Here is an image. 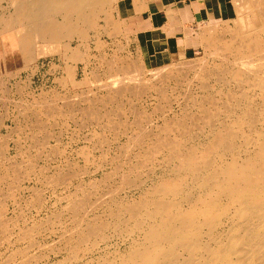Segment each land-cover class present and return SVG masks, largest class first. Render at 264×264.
I'll use <instances>...</instances> for the list:
<instances>
[{
	"label": "rangeland",
	"instance_id": "obj_1",
	"mask_svg": "<svg viewBox=\"0 0 264 264\" xmlns=\"http://www.w3.org/2000/svg\"><path fill=\"white\" fill-rule=\"evenodd\" d=\"M92 1L97 2L101 9L98 8L97 5L99 12L97 10L96 14L92 13L93 16L88 13V16H91L87 17L92 21L91 26L82 24L85 26L83 27L80 24L76 32L72 33L73 35L71 34L72 36H66V38L62 37V39L60 37L57 43H51L48 39L36 41L33 46H28L23 54L19 53V60H7V62H4L5 66H0V236L5 232V235H3L2 238L0 237L3 240L0 241L1 264H27V261L28 264H51L54 263L55 260V262H58L66 257L68 254L63 252L58 241L61 237L60 234H62L65 228L69 227L71 223L65 220L66 216L59 218L57 215H60L64 210L66 212L70 203L69 201H71V199L68 198L76 190H79L80 185H82L83 188L81 187L79 192L82 193L83 191L86 193V191L88 192L90 190V193H87L86 196L90 194L87 198L90 199L92 197L82 209V212L85 210V214L81 212V215L83 214L86 220L90 221L95 219L98 214L105 213L108 207L113 206L115 202L138 201L144 198L143 196L147 193L151 183L156 181L159 182V180L168 182L177 180V178L174 177L175 170H173V166L178 165V161L173 159L174 157L171 158L172 154L168 151L163 152V154L155 152V145L158 143L168 144V142V145H170V142L171 144L176 142L174 144L181 145L183 149H187L190 146L195 144L199 145L201 142L206 141L205 138L211 133L210 125L208 126L207 119L204 114H202V109L200 110L196 107L203 106V109L207 110H205L206 113L209 114L214 123L210 121L212 124L210 122L209 124L212 126L214 125V127L219 126V122H222L223 119V122H226V120L227 122H231V119H234V117H239L241 113L245 111L247 105H250V108L255 111H253L254 113L252 114L253 119L254 117L258 119V114L260 115L262 110L261 106H259L260 97L258 92L251 87V80L246 77H240L239 80L233 79V67H231L230 62L222 61L217 56L205 55L203 46L197 41L199 28L201 25H204L207 20V26H209V23L212 25L218 21L217 24H220L218 26H223L225 22H229L232 27H235L238 21L234 20L240 19L242 15L240 11L237 13V16L234 15L230 0H168L170 4H167V6L164 5V0ZM193 4L194 8L192 7ZM1 7H3V10ZM195 10L199 12L197 13ZM171 11L173 12L174 19L167 14L171 13L170 15H172ZM0 12H2L0 17L3 13H5L3 15H7V17L10 15L13 17L15 15L14 9L9 7L7 2L2 0H0ZM7 12H9V14ZM174 13L176 14L175 16ZM180 13L182 16L179 15ZM250 13V10L246 7L243 16L249 14V17H247L245 21L241 20V24H244L243 22H247V20L250 21L249 19H254L255 15ZM210 14L211 16H209ZM95 18H97V20ZM57 21L61 22L62 18L58 17ZM222 21L224 22L223 25H221L223 23ZM198 23H201L199 28ZM189 25L192 26L190 27ZM223 27H221V29H223ZM166 28L168 30H166ZM7 30H4V28L3 30L0 29V39L5 37L7 33L9 34ZM85 31H87V35H85ZM82 34H84V36ZM73 37L74 39H72ZM102 61L106 64L102 63ZM186 61H189L188 64ZM109 63L112 64L110 65ZM185 63L187 66L189 63L190 65L188 67L186 66V68L184 67ZM193 63L197 64L193 65ZM178 65L179 67H177ZM109 67L110 69H108ZM119 68L120 70H117ZM123 68H125V70ZM116 70L117 72L119 71L120 74H118ZM131 71H135L136 77L141 78V80L134 77L135 74ZM160 71L163 72L161 73ZM152 73L155 76L153 75L152 77V75H150ZM95 74L96 77L98 76L99 81L94 77ZM113 76H115V78ZM118 76L119 78L121 77V79H118ZM132 76L134 80H132ZM123 77L125 79H123ZM113 78L121 82H118L120 84L119 86H129V90H132L123 92L121 96L114 95L116 90L111 88V86L115 85V83H112ZM154 78H156L155 81ZM223 80L226 81V85ZM134 81L141 85L140 88ZM201 85L204 87H199ZM204 88H206V90H204ZM106 89H108V91ZM133 92L138 94L136 95V93H134L135 96ZM69 100H72V102ZM203 100L208 102L201 105V103L203 104ZM248 101L250 103H248ZM64 102L67 105H65ZM91 103L93 104L91 105ZM208 103L214 104L209 105ZM223 104L225 106L227 105L228 108L222 106ZM20 106L21 108L18 109ZM70 106L73 108L72 111ZM77 108L79 112H77ZM85 108L86 110H83ZM23 109L24 111H22ZM20 110L21 115L19 113ZM59 110L61 111L58 112ZM133 110L136 112L132 113ZM46 111L49 114H47ZM23 112L26 115H23ZM187 112L189 114H187L186 119H188L191 114L190 119L193 124L190 123V120L187 121L184 115L182 117V114L185 113L186 116ZM31 114H33L34 118ZM35 114H37V116ZM74 114L75 116H73ZM196 115L202 120L200 121ZM22 116H24V118ZM86 117L88 119H86ZM29 119H31V121ZM81 119L85 127L81 124L82 122L80 123ZM39 120L41 124L37 122ZM182 121L185 123L183 127L179 124ZM36 122L39 123V126ZM96 123L97 125L99 124V126H97ZM114 124L115 126H113ZM250 127H260V123L257 122L254 126L245 124V127L243 125L241 130L236 131V140H234V142L236 146L242 144L240 148V150L242 149V155L244 153V148H246L245 139L250 135ZM29 128L31 130H28ZM160 129L161 131H159ZM140 130L143 131V137L139 135V133L142 134ZM178 133L179 135L180 133L183 135L181 134V136H179ZM134 134L136 135V141L138 140L137 138L141 141L138 140L137 145V143L132 140L128 144L129 146H127L129 147L127 149L128 154L121 155L119 148L121 146L126 148V143L128 141L126 136H132ZM35 135L36 137L34 138ZM101 135L102 137H100ZM44 136H47L46 139ZM193 139H195V142ZM34 140L38 143L36 142L37 144H34ZM183 144L185 145L183 146ZM130 145H132L131 148ZM248 150L252 151L253 148L250 146ZM87 151L89 155L86 157L85 153H87ZM147 152H149V158ZM143 153L147 155L144 156L145 158L143 157ZM150 154L152 155L150 156ZM166 156L170 161H167ZM225 158L228 162L231 161L230 155H225ZM216 159L217 157L214 156L210 158L211 161ZM112 162L121 169L119 168V170L115 172L111 164ZM168 163L170 164L166 166ZM139 164L141 168H136ZM159 164L162 165L159 166ZM168 169L169 171H167ZM152 170L155 172L152 173ZM172 172L173 174H171ZM121 173H123V176L119 175ZM131 173L133 174L131 175ZM73 174L76 176H73ZM124 174H126L127 182L125 181ZM138 176L141 177H139V180L137 179ZM123 177L125 182H122ZM54 178L55 182L53 181ZM132 178H134V180ZM189 178L190 177L185 181V185H188L187 190L195 193L197 188L192 185V180ZM136 179L139 182L136 181ZM98 180L101 181V183ZM132 182H134V184ZM50 183L53 184L50 186ZM91 185L96 186L93 187ZM106 185L109 186L106 187ZM138 187L140 188L138 189ZM114 188H117V192L112 191ZM118 188L122 192L120 190V192H118ZM91 189H93L94 192ZM42 190H44V192ZM96 190L97 192L95 194ZM110 191L112 192L110 193ZM92 192L94 194H91ZM99 193L102 195L103 199L105 198L104 201ZM102 193H109V195ZM103 195L106 197H103ZM97 196L98 198L100 197L99 200H101V202H99V200L96 201ZM61 197L63 199H61ZM34 200H36V202ZM113 201L114 203H112ZM92 202H97L96 206L95 203L93 204ZM89 204L92 205H90L88 209L87 206H89ZM86 211H88V213H86ZM51 213L52 216H50ZM63 220H65V224L62 222ZM56 221H59L58 225ZM112 225L110 226L113 228L108 226L105 229L107 232L104 230L105 237H101L104 236L102 232L99 236H96L97 238L94 236L91 239L93 243L90 242L92 244L91 246L89 243V250H85V248L77 250L73 257L71 256L73 263H83L88 258H96L102 255L113 256L116 250L124 251L127 249L132 238L128 239L123 230V232L121 231L118 233L121 227L118 228ZM25 228H27L28 231L25 230L24 232L23 230ZM34 229L35 231H33ZM54 230H56V232ZM26 234L28 236H26ZM109 234L113 238L109 236ZM4 236L8 239L6 240ZM23 236H25L24 239ZM18 238H22V242H16ZM134 238H137L136 234ZM93 240H96L95 244ZM27 242L30 243L28 244ZM49 243L51 244L49 245ZM25 248L31 251L28 252ZM112 248H114V250ZM18 249L23 253L21 254L19 252L14 254ZM13 250L14 252H11ZM50 250H53L54 253ZM101 251L105 252L102 253ZM20 254L22 255L21 257ZM27 255L30 257L29 259ZM36 256L39 259H37ZM33 257L36 258L35 261Z\"/></svg>",
	"mask_w": 264,
	"mask_h": 264
},
{
	"label": "bare ground",
	"instance_id": "obj_2",
	"mask_svg": "<svg viewBox=\"0 0 264 264\" xmlns=\"http://www.w3.org/2000/svg\"><path fill=\"white\" fill-rule=\"evenodd\" d=\"M2 1L7 2L8 6L12 7L14 9L15 15L13 17L11 15L7 17V15H3V14H5V13H3L0 17V29L3 30V28H4V30L8 29L7 32L9 31V34L3 33V34H6V36L3 38L1 36L2 39H0V40H2V41H0V61H1L0 66H5L4 62H7V60H11V61L19 60V58H18L19 53L23 54L25 52L26 48L28 46H33L36 43V41H39V40L44 41L45 39H48L51 43H57L58 39L60 37H61V39H62V37L66 38V36L68 37L72 33L76 32L78 27H80V24L91 26L92 21L90 20V18H87V17H91V16H88V13L89 14H92V13L96 14V12L98 10L97 9V5H98L97 2H93L92 0H2ZM230 3H231V8H232L234 15L237 16V13L239 11L241 12V15H242L241 18L238 20L233 19L234 21H238L237 23L235 22L236 23L235 27H232L229 24V22L228 23L225 22V24H224L223 21H222L223 23L221 25L224 24L225 25V26L223 25L224 27L218 26V25H220V24H217L218 21L216 23L214 22L215 24H212V25L209 23V26L206 25L208 20L204 23V25H201V23H198V28L200 27V25H201V27L199 28V36L197 37V41L203 46L205 55L217 56L222 61L230 62L231 67H233V71H232L234 73L233 79L239 80L240 77H246V78L251 80V82H252L251 87H253L258 92V95L260 97V100H259L260 105L259 106H261V108H262L260 115L258 114V119H256L255 117L253 119L252 114L255 111H254V109L250 108L251 107L250 105H247L245 107V111H243V112L241 111L242 113L239 117H236V118L234 117V119H231L232 120L231 122H227V120H226V122H223V120H224L223 119L222 122H219L220 123L219 126L214 127V125L213 126L211 125L213 123V121L211 120V117L209 116L208 113H206L207 110L203 109V106L196 107L197 109H200V110L202 109V114H204V116L206 117L208 126L210 125L211 133L208 134L207 138H205L206 141L201 142L199 145H196L194 143L195 145L190 146L187 149H183L181 147V145L174 144L176 142H174L173 144H171V142H170V145H168L169 142H168V144L158 143L157 145H155V150H154L155 152L163 154V152L168 151L169 153L172 154L171 155L172 157L171 156L170 157L171 158L174 157L173 159H176L178 161V165L173 166L174 167L173 170H175V172H174L175 176L174 175L173 176L176 177L177 180H174V181L172 180L171 182L170 181L168 182L165 180L164 181L159 180V182L156 181L154 183H151L147 193H145L143 196L144 198H141L138 201H136V200L127 201V202L120 201V202H115V203L113 201L112 202V203H114L113 206L108 207V209L105 213L100 214V215L98 214L95 219H92L90 221L86 220V217L83 214H82L83 215L82 216L81 212H82V209L84 208V205H86L87 201L90 200L92 197L90 199L87 198V196L89 197L90 194L86 196L87 193H90L89 192L90 190L88 192L85 190L86 193H84L83 191H82V193L79 192V190H81V187L83 188V186L80 185L79 190H76L75 192L73 191L74 193L72 192L73 194L71 193L72 195L68 198V199H71V201H69L70 202L69 205L67 204L68 205V207H67L68 211L66 210V212H68V213H66L64 210L60 215H57V216H59V218L66 216V218L64 217L65 220L69 221L71 223L69 225V227H66L67 229L65 228L63 233L60 234L61 237L59 236L60 240L58 241L60 248L62 247L63 252H66L68 255L58 262H55L56 261L55 260L54 263H51V264H264V0H230ZM99 4H100V2H99ZM167 4H170L169 1L164 0V5L167 6ZM5 6H7V5H5ZM105 6H106V4H105ZM192 7L194 8V4L192 5ZM246 7L255 16H254V19H249L250 21L247 20V22H243L244 24H241L242 21H245L246 18L249 17V14H246L243 16V12L246 9ZM1 8L3 10V7H1ZM98 8L101 9V7H99V5H98ZM5 9H7V8H5ZM141 10H142V8H141ZM98 12H99V10H98ZM1 13L2 12H0V14ZM7 13L9 14V12H7ZM167 14H169V16L170 17L172 16V18H173V12H172V15H170L171 13H167ZM175 15L176 14L174 13V16ZM179 15L182 16L181 13ZM220 15H221V13H220ZM92 16H93V14H92ZM209 16H211V14ZM58 17L62 18L61 22L57 21ZM95 19L97 20V18H95ZM109 25H110V23H109ZM83 27H85V26H83ZM186 27H187V25H186ZM196 27H197V25H196ZM221 27H223V29H221ZM84 30H85V28H84ZM166 30H168V29L166 28ZM193 30H195V29H193ZM85 32H86L85 35H87V31H85ZM0 33H1V31H0ZM175 34H176V32H175ZM82 35L84 36V34H82ZM72 39H74V37ZM79 41H80V39H79ZM138 47H139V45H138ZM111 60H112V58H111ZM209 60H208V62H209ZM110 62H112V61H110ZM188 62H187V64H188ZM102 63H105V62L102 61ZM183 63H184V61H183ZM190 63H189V65H190ZM109 64L111 65L112 63H109ZM187 64L185 63L184 67H186ZM195 64H197V63H195ZM195 64L193 63V65H195ZM191 65H192V63H191ZM110 67L108 69H110ZM177 67H179V65ZM191 67H189V68H191ZM123 69L125 70V68H123ZM132 69H134V68H132ZM165 69H166V67H165ZM117 70H120V68ZM117 70H116V72H117ZM157 70H159V69H157ZM135 71H136V68H135ZM135 71H131V72H134V74H135V75L133 74L134 77H136ZM151 71H153V70H151ZM117 73L120 74L119 71ZM186 73H187V71H186ZM154 74H155V72H154ZM154 74L152 73L150 75H152V77H153ZM157 74H158V72H157ZM181 74H183V73H181ZM225 74H226V72H225ZM69 75H70V73H69ZM120 76H122V75H120ZM94 77H96V74ZM113 77L115 78V76H113ZM134 77H133V79L132 78L131 79L134 80ZM96 78H97V80L99 79L98 76ZM114 78H113L112 83L113 84L115 83V85L111 86V88L116 90L114 95L116 94V95L121 96L123 94V92L128 91L130 87L129 86L128 87L119 86L120 85L119 83H121V82L117 81V80L121 79V77L119 78V76H118L117 80H114ZM136 78H139V77H136ZM181 78H183V77H181ZM109 79H111V78H109ZM123 79H125V78L123 77ZM155 79L156 78H154V81H155ZM217 79H218V76H217ZM217 79H216V81L218 82ZM139 80H141V78H139ZM181 80H183V79H181ZM179 81H180V79H179ZM223 82L226 85V81L223 80ZM137 83L135 82V84H137ZM152 83H153V81H152ZM137 85H139V84H137ZM204 85H206V84H204ZM140 86L141 85H139V88H140ZM202 86L203 85H201L199 87L202 88ZM159 89H160V87H159ZM106 90L108 91V89H106ZM130 90H132V89H130ZM204 90H206V88H204ZM134 93H136V92H133V94ZM137 94L138 93H136V95ZM246 95H245V97H246ZM228 97H229V95H228ZM115 101H117V100H115ZM70 102H72V100ZM193 102H194V100H193ZM207 102L208 101L203 100V104L201 103V105H204ZM230 102H231V100H230ZM109 103H112V102H109ZM248 103H250V102L248 101ZM64 104H65V102H64ZM92 104L93 103H91V105ZM195 104H193V105H195ZM212 104H214V103H212ZM212 104H209V105H212ZM237 104H239V103H237ZM65 105H67V104H65ZM120 105H118V106H120ZM239 105H241V104H239ZM15 106H16V104H15ZM35 106H37V105H35ZM222 106H224L225 108L227 107V105L225 106L224 104ZM236 106H238V105H236ZM20 108H21V106L18 109H20ZM28 108H29V106H28ZM70 108H71V106H70ZM72 109L73 108H71V111H72ZM83 110H86V108ZM243 110H244V108H243ZM22 111H24V109ZM47 111H46V113H47ZM55 111H57V110H55ZM60 111L61 110H59L58 112H60ZM133 111H132V113L136 112V111H134V112ZM20 112H21V110L19 111V113ZM77 112H79V109L77 110ZM89 112H90V110H89ZM96 112H98V111H96ZM235 112H236V110H235ZM30 113H32V112H30ZM47 114H49V113H47ZM187 114H189V113L187 112L186 116H185V113H183L182 117L184 115V118L186 119ZM20 115H21V113H20ZM23 115H26V114L24 113ZM31 115L33 116V114H31ZM35 115L37 116V114H35ZM118 115H119V113H118ZM73 116H75V114ZM86 116H87V114H86ZM190 116H191V114H190ZM190 116L186 120L187 121L190 120V123L193 124L191 122ZM194 116H195V114H194ZM232 116H234V115H232ZM22 117L24 118V116H22ZM87 117L89 118V116H87ZM87 117H86V119H88ZM196 117H197V115H196ZM196 117H194V118H196ZM33 118H34V116H33ZM31 119H29V120L31 121ZM198 119H200V118H198ZM201 120L202 119H200V121ZM217 120H218V118H217ZM37 122L40 123V120ZM37 122H36V124L38 125L39 123H37ZM209 122L211 124H209ZM257 122L260 123V127H252V128L250 127L251 128L250 135L248 137H246V139H245L246 148H244V153L242 155V152H241L242 149L240 150L242 144L238 145V146H240V147H238L235 145V142H234V140H236L235 139L236 131L241 130V127L243 125L245 127V124H250V125L254 126V124ZM33 123L35 125L34 121H33ZM80 123L83 125L82 119H81ZM97 123H96V125H97ZM179 124H180V126L183 127L185 123L182 121ZM205 125H206V123H205ZM83 126H81V127H83ZM97 126H99V124ZM113 126H115V124ZM255 126H257V125H255ZM137 127H139V126H137ZM247 127H248V125H247ZM40 128H41V126H40ZM180 129H182V128H180ZM28 130H31V129L29 128ZM162 130H165V129H162ZM166 130H167V128H166ZM159 131H161V129ZM190 131H192V130H190ZM190 131H188V132H190ZM141 132H142V134L139 133V135H142V137H143V131H141ZM135 134H136V132H135ZM135 134L132 136H126L128 139V141L126 143V148L124 146L123 147L121 146L119 148L121 155H123V154L127 155L128 154L127 149L129 147H127V146H129L128 144L132 140H134L133 142H136L138 145V140H140V139L137 138L138 140L136 141V135ZM181 134L182 133H180V135H179V133H178L179 136H181ZM149 135H151V134H149ZM30 136H32V135H30ZM144 136H146V135H144ZM35 137H36V135L34 136V138ZM46 137L44 136L45 139H46ZM100 137H102V135ZM193 140L195 142V139H193ZM48 141H49V139H48ZM36 142H35V140L33 141L34 144L38 143V142L37 143ZM187 143H189V142H187ZM187 143H185V144H187ZM34 144H33V146H34ZM185 144H183V146ZM250 146H251V148H253L252 151L248 150V148H250ZM131 147H132V145H130V148ZM147 153H148V158H149V152H147ZM147 153H145V154H147ZM160 154H158V155L161 156ZM88 155H89V152L87 151V153H85V156L87 157ZM151 155L152 154H150V156ZM225 155H230L231 161L228 162L225 158ZM144 156H147V155H144V153H143V157ZM212 156L217 157V159L214 161H211L210 158ZM166 158L168 161L169 159L167 156H166ZM112 161H115V160H112ZM159 162H161V161H159ZM111 164L113 165V170H115V172L117 170H119V168H120L119 166L118 167L115 166L114 165L115 163H113V162ZM169 164L170 163H168L166 166H168ZM214 164H215V166H214ZM134 165H135V163H134ZM161 165L162 164H159V166H161ZM99 167H101V166H99ZM139 167H140V164L136 168H139ZM141 167H142V161H141ZM107 169H109V168H107ZM132 169H133V167H132ZM35 171H38V170H35ZM152 171H153L152 173L155 172L154 170H152ZM167 171H169V169ZM43 172H45V171H43ZM170 172H171V170H170ZM122 174L123 173H121L119 175H122ZM132 174L133 173H131V175ZM171 174H173V172ZM125 175L126 174H124V177L126 179L127 177ZM73 176H76V175L73 174ZM140 176H138V178H137L138 180H139ZM187 176L190 177L189 179L192 180V185L197 188L195 193H192V191L187 190L188 185H185V181L188 179ZM124 177H123L122 182H125V181L127 182V179L125 180ZM60 178H62V177H60ZM118 178H119V176H118ZM65 179H66V177H65ZM132 179L134 180V178H132ZM137 179H136V181H138ZM104 180H105V177H104ZM128 180H130V179H128ZM133 180H131V181H133ZM143 180H142V182H143ZM53 181L55 182V178ZM61 181H62V179H61ZM107 181H108V179H107ZM144 181H146V180H144ZM59 182H60V180H59ZM99 182L101 183V181H99ZM114 182H116V181H114ZM90 183H92V182H90ZM95 183H97V182H95ZM129 183H130V181H129ZM132 183L134 184V182H132ZM52 184L50 183L49 185L51 186ZM88 185H86V186H88ZM91 186L94 187L96 185H91ZM108 186L106 185V187H108ZM139 186H141V185H139ZM86 188H89V187H86ZM139 188L140 187H138V189ZM114 189L113 190L110 189V190L116 191L117 188H114ZM91 190L93 191V189H91ZM102 190H103V188H102ZM119 190L120 189L118 188V192L121 191V190L120 191ZM42 191L44 192V190H42ZM112 191H110V193ZM125 191H127V190H125ZM93 192L91 194H94ZM96 192H97V190L95 191V194H96ZM107 192H109V191H107ZM141 193H142V191H141ZM102 194H105V193H102ZM105 195H109V193L105 194ZM105 195H103V197ZM37 198H36V200H37ZM96 198H97L96 199V201H97V200H99L100 197L98 198V196H97ZM101 198H102V195H101ZM111 198H113V197H111ZM61 199H63V198L61 197ZM104 199H103V201H104ZM36 200H34V201L36 202ZM59 202H60V199H59ZM99 202H101V200H99ZM92 203L94 204L95 202H92ZM96 203H95V206H96ZM90 205H92V204H89V206H87L88 209H89ZM60 208H62V207H60ZM93 208H94V205H93ZM90 209H92V208H90ZM83 211L85 212V210H83ZM84 212H82V213H84ZM63 213H64V215H63ZM86 213H88V211H86ZM54 215H56V214H54ZM50 216H52V213L50 214ZM94 216H96V215H94ZM65 220H63L62 222L64 223ZM56 224L58 225L59 221ZM60 224H61V222H60ZM112 224L118 228L121 227V230L119 232L117 231L118 233H120L123 230L124 233H126L125 236H127L128 239L132 238V241L130 242V244L128 242L129 246L127 247V249H125L124 251L116 250V252H114L113 256L102 255V256H99L96 258L95 257L88 258L83 263H73L71 256L73 257V255L75 254V252L77 250H82L84 248H85V250L88 249L89 243L92 241L91 239L94 236L95 237L99 236L102 232L104 234L105 233L104 230L108 226L111 227L110 225H112ZM3 227H4V224H3ZM111 228H113V227H111ZM108 229H110V228H108ZM114 229H116V228H114ZM25 230L28 231L27 228H25L23 231L25 232ZM31 230H29V231H31ZM116 230H118V229H116ZM3 231H5V230H3ZM33 231H35V229ZM54 231L56 232V230H54ZM105 231L107 232V230H105ZM34 234H36V233H34ZM135 234H136L137 238H134ZM3 235H5V232L3 233ZM12 235H11V237H12ZM2 236H0V237L2 238ZM26 236H28V235L26 234ZM109 236H111V235L109 234ZM4 237H6V236H4ZM20 237H22V236H20ZM101 237H105V234H104V236H101ZM1 238H0V241L2 240ZM24 238H25V236H23V239ZM106 238H107V234H106ZM7 239L8 238L6 237V240ZM21 239L22 238H18L16 240V242H18V241L20 242ZM102 239H104V238H102ZM96 240H93L94 244H95ZM105 241H106V239H105ZM105 241H104V243H105ZM124 242H125V240H124ZM91 243H93V242H91ZM91 243H90V246L92 245ZM50 244L51 243H49V245ZM97 245H98V243H97ZM28 247H31V246H28ZM111 247H113V246H111ZM27 248H25V249H27ZM112 249L114 250V248H112ZM20 251L18 249L17 252H14V250L11 252H14V254H17ZM27 251L29 252L31 250L27 249ZM50 251L53 252V250H50ZM24 252H25V250H24ZM58 252H60V251H58ZM104 252H102V253H104ZM21 254H20V257L22 256ZM24 254H26V253H24ZM28 255H30V254H28ZM34 257H33V259L35 261L36 258H34ZM0 258H2V257H0ZM29 258L30 257L28 256V259ZM37 259H39V258L37 257ZM7 260H10V259H7ZM26 261H27V259H26ZM79 262H80V260H79ZM1 263L2 262L0 261V264ZM26 263L28 264V261ZM12 264H17V263H12Z\"/></svg>",
	"mask_w": 264,
	"mask_h": 264
}]
</instances>
